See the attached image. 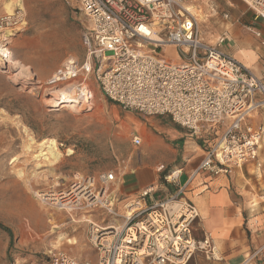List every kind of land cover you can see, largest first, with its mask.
Returning a JSON list of instances; mask_svg holds the SVG:
<instances>
[{"label":"built area","instance_id":"1","mask_svg":"<svg viewBox=\"0 0 264 264\" xmlns=\"http://www.w3.org/2000/svg\"><path fill=\"white\" fill-rule=\"evenodd\" d=\"M210 1L78 0L85 18V59H65L48 79V88L73 85L86 92L84 85L93 76L106 99L123 110L168 116L196 139L203 138L208 126L224 127L198 170L229 175L236 168L258 164L264 125L249 119L264 111V72L256 75L223 50L227 29L212 34L211 40L204 37L203 5ZM243 1L255 19L264 21V0ZM223 17L228 19L229 14ZM26 24L22 8L0 15L3 33ZM251 30L264 48V31ZM169 49L174 50V58L166 53ZM133 143L141 145L142 138L135 136ZM178 172L165 175L164 184L178 186ZM96 182L97 193L92 189ZM117 182L112 170L101 173L97 181L90 178L73 186L86 187L74 197V211L100 207L103 201L100 208L111 217L105 224L89 221L88 240L97 264H190L198 256L212 263L225 260L210 233L196 236L200 211L182 195L183 187L162 197L156 196L159 185L144 188L119 212L116 196L108 198L110 185ZM253 261L264 264V246L247 256L244 264ZM40 264L94 263L57 250Z\"/></svg>","mask_w":264,"mask_h":264},{"label":"rangeland","instance_id":"2","mask_svg":"<svg viewBox=\"0 0 264 264\" xmlns=\"http://www.w3.org/2000/svg\"><path fill=\"white\" fill-rule=\"evenodd\" d=\"M242 6L249 7L243 0L204 4V37L211 40L226 23L240 18ZM18 8L24 10L26 27L12 33L0 30V222L13 232L9 248L10 237L0 229V264H40L57 250L97 264L88 240L89 221L105 224L111 217L100 207L68 213L56 208L59 200L75 201L86 190L73 187L76 183L97 181L101 173L114 170L118 182L110 185L108 198L116 196L121 212L118 185L126 174L139 166H158L148 145L151 135L177 140L187 131L167 116H144L109 102L93 76L84 85L86 92L73 85L48 88V79L65 59H85V18L78 0H0V15ZM166 53L176 55L172 49ZM68 92L72 98L62 102ZM135 136L142 138L141 145L133 143ZM51 141L62 154L58 160L45 147ZM178 153L165 164L160 180L173 164H181ZM92 189L99 192L100 184Z\"/></svg>","mask_w":264,"mask_h":264},{"label":"crops","instance_id":"3","mask_svg":"<svg viewBox=\"0 0 264 264\" xmlns=\"http://www.w3.org/2000/svg\"><path fill=\"white\" fill-rule=\"evenodd\" d=\"M240 13V18L225 24L228 35L223 50L261 76L264 72V48L251 28L264 31V21L255 19L249 7L242 6ZM258 115H261V121L256 119ZM249 122L264 125V111L254 115ZM223 131L224 127L220 125L208 126L203 138L194 139L184 132L177 140L165 135L167 141L160 134L151 135L148 145L158 166H139L127 173L118 185L123 204L135 199L142 189L152 185L161 187L156 193L157 197L167 196L178 187H183L182 195L196 204L200 211L196 236L202 238L205 233H210L225 257L222 262L212 263L198 256L192 261L195 264H244L247 256L264 246V138L258 164L236 168L229 175H214L198 170L208 148ZM163 152L173 157L166 158ZM178 152H181L183 160L180 165L173 164L168 172L180 171L178 186L166 185L164 179L160 180L161 170L165 164L174 162ZM249 264L261 263L253 261Z\"/></svg>","mask_w":264,"mask_h":264},{"label":"bare ground","instance_id":"4","mask_svg":"<svg viewBox=\"0 0 264 264\" xmlns=\"http://www.w3.org/2000/svg\"><path fill=\"white\" fill-rule=\"evenodd\" d=\"M72 98V94H70L69 92L68 93H63L62 94V102H68V101H70V99ZM75 98V97H74ZM56 104V103H55ZM45 144L47 143V142H44ZM44 145V144H43ZM45 147H49L48 149H49V151L51 152V154H52V156H53V158L55 159V160H58V159H60L61 158V156H62V154L59 152V151H57V148H56V144H55V142L54 141H51V143L48 145V146H45ZM43 148V147H42ZM43 150V149H42ZM46 155L47 154V152H43V154L42 155ZM86 188V187H85ZM66 194V193H65ZM55 195V194H54ZM65 196H67V195H65ZM77 200L75 199V201L74 200H72V197L70 198V197H68V200L67 201H64V200H59V203L57 204V206H56V208H58V209H63V210H66L68 213H72V212H70V211H72V210H74L75 209V202H76ZM101 203V206L100 207H104L105 205H104V203H103V201H101L100 202ZM68 208H69V211H68ZM84 221H89V220H86V219H84Z\"/></svg>","mask_w":264,"mask_h":264},{"label":"trees","instance_id":"5","mask_svg":"<svg viewBox=\"0 0 264 264\" xmlns=\"http://www.w3.org/2000/svg\"><path fill=\"white\" fill-rule=\"evenodd\" d=\"M108 101L111 102V103H114V102H112V101H110V100H108ZM114 104H115V103H114ZM0 229L6 231V232L8 233V235H9V237H10L9 248H11V247H12V244H13V232H12V230H11L9 227L5 226V225H4L3 223H1V222H0Z\"/></svg>","mask_w":264,"mask_h":264}]
</instances>
